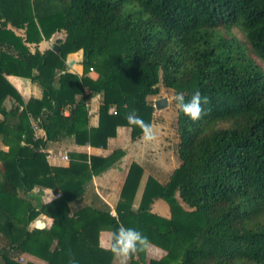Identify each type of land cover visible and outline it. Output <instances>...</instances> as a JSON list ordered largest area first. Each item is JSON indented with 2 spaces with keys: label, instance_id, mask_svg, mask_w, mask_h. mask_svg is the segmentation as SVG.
Instances as JSON below:
<instances>
[{
  "label": "trees",
  "instance_id": "1",
  "mask_svg": "<svg viewBox=\"0 0 264 264\" xmlns=\"http://www.w3.org/2000/svg\"><path fill=\"white\" fill-rule=\"evenodd\" d=\"M80 50L82 75L66 64ZM256 57L264 63V0H0V264H38L19 260L26 251L46 264H118L99 232L120 224L166 251L161 259L138 253L129 264H264V67ZM9 74L30 78L42 96L25 102ZM162 87L208 102L196 122L177 109L179 164L164 181L149 175L137 207L138 161L115 213L93 182L122 148L68 151L67 166L39 150L67 137L106 149L119 126L136 140L143 132L125 117L135 111L152 124L147 97ZM45 189L60 195L47 204ZM159 198L169 217L152 211ZM42 213L52 226L30 230Z\"/></svg>",
  "mask_w": 264,
  "mask_h": 264
},
{
  "label": "crops",
  "instance_id": "2",
  "mask_svg": "<svg viewBox=\"0 0 264 264\" xmlns=\"http://www.w3.org/2000/svg\"><path fill=\"white\" fill-rule=\"evenodd\" d=\"M13 47V46H12ZM1 48L9 49L11 47L3 45ZM67 68L73 73L79 75L83 74L84 65L82 62V50L70 53L67 57ZM8 80L16 87L20 92L25 102L29 101L32 97L40 98L42 96V88L33 83L30 78L21 77L9 74L7 75ZM1 91V95H2ZM153 96V102L162 95H150ZM164 96V95H163ZM2 98L4 105L8 108L12 105V98L4 96ZM101 96L99 94L92 95L89 98L91 103L90 105V122L96 123L97 116L96 112L98 111V106ZM154 104V103H153ZM172 105V101L169 100V106L163 109H156L154 115L167 116L169 108ZM155 106V105H154ZM93 112V113H92ZM168 121L159 122L153 120L152 127L157 136V140L153 143H148L143 139L142 134L136 140L131 138V128L128 126H119L117 130V135L110 141L109 148L102 147H92L90 145H78L74 142L73 138H63L56 141H50L47 144V147L61 150V151H79L87 154L95 155H109L116 148H122L124 150V155L114 163L112 166L107 168L105 171L95 175L93 177V182L95 184L96 190L101 195V197L110 205L112 212L115 213V207L119 202L120 194L122 187L124 185L129 165L133 161H138L144 167V172L137 189L134 206L137 207L140 203L146 181L149 175H154L160 181L167 179L172 172V170L178 166V155L176 152L178 136L175 133V129L166 131L168 129ZM169 134L174 135L175 137H170ZM51 165H61L67 166L69 162L61 161H49ZM53 192V197L55 198V192L52 189H45L43 193V201L48 202L49 193ZM53 198V199H54ZM152 211L160 215L169 217L171 215L170 206L164 199H156L151 205ZM53 224V219L48 215L42 213L38 215L34 221L30 224V230L40 227V228H50ZM112 230L103 229L99 232V244L100 247L107 249L109 247V240L112 235ZM166 255V251L160 246L149 242L148 249L146 251L147 258H157L161 259ZM20 261L26 263L32 261L38 264H46V261L28 251L22 252ZM117 263V261L115 260ZM119 264V263H118Z\"/></svg>",
  "mask_w": 264,
  "mask_h": 264
},
{
  "label": "clouds",
  "instance_id": "3",
  "mask_svg": "<svg viewBox=\"0 0 264 264\" xmlns=\"http://www.w3.org/2000/svg\"><path fill=\"white\" fill-rule=\"evenodd\" d=\"M173 100L175 107L184 116L193 122L199 121L204 115L203 105L207 104V97H203L200 92H196L189 100H185L182 92L175 93ZM128 125L139 127L143 132V139L148 143L157 140V136L150 123L145 122L135 111L129 112L125 117ZM35 192V189H33ZM48 195L47 204L53 200V192ZM149 246L148 238L135 228L125 227L120 224L115 232L112 233L109 240V247L106 249L111 252L114 260L119 264H129L132 258L141 252H146ZM72 264H78L73 258Z\"/></svg>",
  "mask_w": 264,
  "mask_h": 264
},
{
  "label": "rangeland",
  "instance_id": "4",
  "mask_svg": "<svg viewBox=\"0 0 264 264\" xmlns=\"http://www.w3.org/2000/svg\"><path fill=\"white\" fill-rule=\"evenodd\" d=\"M234 31L238 34V36H240L242 38V40H244V36H243V33L241 31H239L237 28H235ZM257 61L264 67V63L259 58H257ZM159 95H162L161 97H164V96L168 97L169 100L172 101V105H171V107L168 110L169 112H166V113H168L167 116H163V115H161V113L159 115L155 114L153 119L157 120L159 122L168 121L169 122L168 123V129H166V131H169V130L171 131L174 128L175 131H176L175 133L177 134V119H176L177 118V109H176L175 104L173 102L174 95H173V93L171 91H168L164 87L161 88V91H160ZM154 96H157V95H154ZM147 100H148L149 103H154L153 102V96H148ZM169 136L170 137L172 136V138L175 137L174 135H171V134H169ZM20 195L22 197H24L25 193L23 191H20ZM18 258L20 259V257H18Z\"/></svg>",
  "mask_w": 264,
  "mask_h": 264
},
{
  "label": "built area",
  "instance_id": "5",
  "mask_svg": "<svg viewBox=\"0 0 264 264\" xmlns=\"http://www.w3.org/2000/svg\"><path fill=\"white\" fill-rule=\"evenodd\" d=\"M90 70H93V67H91ZM21 108L23 107L21 106ZM111 111L112 113L116 114L117 108L114 106L112 107ZM65 113L67 114L68 112L66 111ZM32 125L35 132V139H42L44 137L43 129L39 126L38 122L35 120H33ZM39 150L46 154V157L49 161L70 162V156L68 155L67 151L56 150L42 145L40 146ZM58 195L60 194L58 193L55 196ZM146 264H151V262L147 261Z\"/></svg>",
  "mask_w": 264,
  "mask_h": 264
},
{
  "label": "water",
  "instance_id": "6",
  "mask_svg": "<svg viewBox=\"0 0 264 264\" xmlns=\"http://www.w3.org/2000/svg\"><path fill=\"white\" fill-rule=\"evenodd\" d=\"M58 48V47H57ZM155 108L156 109H163L169 106V98L164 96V97H159L155 100L154 102Z\"/></svg>",
  "mask_w": 264,
  "mask_h": 264
}]
</instances>
